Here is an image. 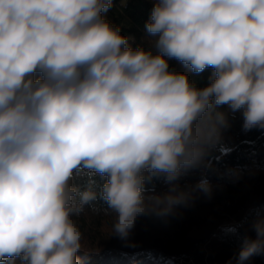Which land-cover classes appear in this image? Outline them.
<instances>
[{
  "label": "clouds",
  "instance_id": "obj_1",
  "mask_svg": "<svg viewBox=\"0 0 264 264\" xmlns=\"http://www.w3.org/2000/svg\"><path fill=\"white\" fill-rule=\"evenodd\" d=\"M112 4L0 0V264H81L75 217L98 199L121 238L137 216L169 214L190 193L146 198L144 173L174 182L198 167L226 123L220 106L264 128V0H155L156 54L105 19ZM166 57L212 68L210 83ZM254 228L238 264L264 252V221Z\"/></svg>",
  "mask_w": 264,
  "mask_h": 264
},
{
  "label": "trees",
  "instance_id": "obj_2",
  "mask_svg": "<svg viewBox=\"0 0 264 264\" xmlns=\"http://www.w3.org/2000/svg\"><path fill=\"white\" fill-rule=\"evenodd\" d=\"M154 0H113L104 17L119 27L132 48L157 49L145 30ZM169 71L186 73L198 88L210 83L212 68L195 73L175 58H167ZM220 138L207 149L203 162L169 182L164 174L145 172L146 198L163 195L178 184L189 198L165 215L146 212L137 216L127 238L112 233L114 214L97 200L75 217L82 232L81 264H238L245 239H255L254 225L264 221V128L246 129L242 109L228 106ZM214 116V113H213ZM87 177L77 175L73 183L86 186ZM98 182L100 178H96ZM207 179L210 190L196 187ZM19 264V261H17ZM244 264H264V252Z\"/></svg>",
  "mask_w": 264,
  "mask_h": 264
},
{
  "label": "rangeland",
  "instance_id": "obj_3",
  "mask_svg": "<svg viewBox=\"0 0 264 264\" xmlns=\"http://www.w3.org/2000/svg\"><path fill=\"white\" fill-rule=\"evenodd\" d=\"M155 1V0H154Z\"/></svg>",
  "mask_w": 264,
  "mask_h": 264
}]
</instances>
